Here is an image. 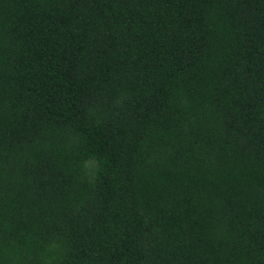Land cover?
<instances>
[{
	"label": "trees",
	"instance_id": "16d2710c",
	"mask_svg": "<svg viewBox=\"0 0 264 264\" xmlns=\"http://www.w3.org/2000/svg\"><path fill=\"white\" fill-rule=\"evenodd\" d=\"M0 264H264V0H0Z\"/></svg>",
	"mask_w": 264,
	"mask_h": 264
}]
</instances>
